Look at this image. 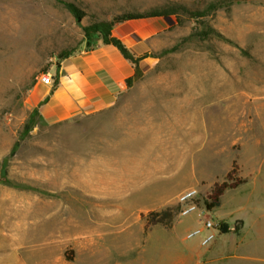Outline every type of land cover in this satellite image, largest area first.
I'll return each instance as SVG.
<instances>
[{"label": "rangeland", "instance_id": "1", "mask_svg": "<svg viewBox=\"0 0 264 264\" xmlns=\"http://www.w3.org/2000/svg\"><path fill=\"white\" fill-rule=\"evenodd\" d=\"M64 1L82 11L79 21L58 0H0V264H163L165 257L174 264L190 244L207 247L185 238L201 222L177 214L170 228L146 229L144 215L177 205L190 187L206 204L234 163L245 182L226 189L211 213L231 238L236 223L260 221L262 236L246 249L264 256V0H218L222 6L200 18L190 13L216 0ZM170 8L177 13L148 16ZM128 14L146 17L114 22L113 32L137 21L157 28L143 41L137 32L121 39L146 55L125 92L145 98L44 122L26 102L37 75L62 52L85 47V26ZM19 54L26 61L16 67ZM145 108L182 112V176L150 192L97 191L104 175L96 166L110 164L128 117ZM165 196L160 208L149 207Z\"/></svg>", "mask_w": 264, "mask_h": 264}, {"label": "crops", "instance_id": "2", "mask_svg": "<svg viewBox=\"0 0 264 264\" xmlns=\"http://www.w3.org/2000/svg\"><path fill=\"white\" fill-rule=\"evenodd\" d=\"M122 29L123 33L116 34L112 30V34L123 40L125 35L137 32L142 41L157 30L142 21L124 24ZM48 71L52 74V83L37 80L26 93V102L47 124L99 115L124 98L135 101L145 98V95L125 93L135 85L136 66L115 45L100 39L90 47L72 52ZM132 113L127 120L125 141L118 143L110 164H102L101 169L96 166L97 172L104 175L103 179L94 182L97 191L102 192L104 188L106 193L107 185H110L109 192L118 197L123 193L150 192L166 187V183H160L162 180L182 176V112L145 108ZM86 182L91 186L90 179ZM166 199L165 196L154 201L149 207L158 209ZM260 225H263L260 221L240 222L236 237L220 232L205 248L196 247L194 242L189 245V251L174 260V264H263L264 256L250 254L246 249L262 236ZM229 241L231 246H228ZM228 248L232 252H227ZM163 264H167L166 257Z\"/></svg>", "mask_w": 264, "mask_h": 264}, {"label": "trees", "instance_id": "3", "mask_svg": "<svg viewBox=\"0 0 264 264\" xmlns=\"http://www.w3.org/2000/svg\"><path fill=\"white\" fill-rule=\"evenodd\" d=\"M62 2L68 10L74 15L76 21H79L82 11L72 2L64 1V0H58ZM223 3L221 1H213L208 6L201 10V11H193L190 13L192 17L200 18L205 15H207L209 12H212L222 6ZM175 14L177 13L176 9L170 8V9H163L161 11H156L151 13L148 16H155V17H161L166 16L169 14ZM146 15L143 14H128L120 17H116L113 21H99L93 24H90L88 26L84 27V41H85V47H90L92 44H94L98 39H100L103 43L106 44H113L115 45L121 53L124 55V57L130 59L136 66V72L140 69V66L138 64V61L141 59V57H145V53L142 54V51H138L133 48L134 52L130 51V49L122 42L121 39L115 37L112 35V26L114 22H123L125 20L129 19H138V18H144ZM72 52L70 51H64L59 55V59H63L67 56H69ZM134 54H137V57H134ZM135 76V75H134ZM128 84H131V79H128ZM31 87V86H30ZM36 110V109H35ZM37 112V111H36ZM236 164H233V167L225 174L224 179L221 182H216L211 190V192L207 195L209 201H206V206L208 208H213L216 206H219L220 204V198L223 195L224 191L228 188H236L240 184L244 183L245 180L237 175V169ZM180 206L179 204L175 206H168L162 210L159 211H149L147 212L145 217V228H149L152 225H155L157 223L162 224L166 228H170L173 223L174 217L179 213ZM239 222L236 223V227L238 228ZM224 228V224L221 225V229Z\"/></svg>", "mask_w": 264, "mask_h": 264}, {"label": "built area", "instance_id": "4", "mask_svg": "<svg viewBox=\"0 0 264 264\" xmlns=\"http://www.w3.org/2000/svg\"><path fill=\"white\" fill-rule=\"evenodd\" d=\"M37 80L44 83H52V74L45 71L37 75ZM177 204L180 206L179 216H186L189 214H196L198 220L201 222L197 226L189 230L185 238L200 237L199 243L203 246H208L212 243L217 235L220 233L222 222L211 213V208H208L201 200V195L198 189L194 187L187 188L181 191L177 196Z\"/></svg>", "mask_w": 264, "mask_h": 264}, {"label": "bare ground", "instance_id": "5", "mask_svg": "<svg viewBox=\"0 0 264 264\" xmlns=\"http://www.w3.org/2000/svg\"><path fill=\"white\" fill-rule=\"evenodd\" d=\"M26 17H28V16H26ZM32 17V16H31ZM30 18V17H29ZM36 19V18H35ZM23 20H24V18H23ZM25 22H26V20H25ZM33 22H35V21H33ZM2 23V20L0 19V24ZM23 23H24V21H23ZM32 23V22H31ZM40 23V22H39ZM36 25H37V22L35 23ZM45 24V23H44ZM28 25V24H27ZM8 26V25H7ZM30 26H31V24H30ZM42 27L44 26V25H41ZM16 27V26H15ZM18 27V26H17ZM21 27V26H20ZM27 27V26H26ZM37 27V26H36ZM32 27H30L29 29H31ZM19 29V28H18ZM16 30H17V28H16ZM23 31V30H22ZM35 31V30H34ZM29 32V31H28ZM28 34V33H27ZM15 65H16V67H19V65L20 64H22V62H25L26 61V57H24V55L23 54H19L16 58H15ZM15 67V68H16Z\"/></svg>", "mask_w": 264, "mask_h": 264}]
</instances>
